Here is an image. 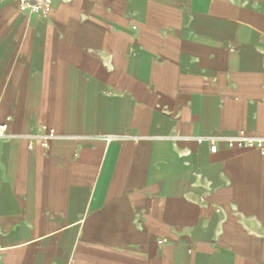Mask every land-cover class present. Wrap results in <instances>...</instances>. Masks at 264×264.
Returning <instances> with one entry per match:
<instances>
[{"label":"crops","instance_id":"0c3cea01","mask_svg":"<svg viewBox=\"0 0 264 264\" xmlns=\"http://www.w3.org/2000/svg\"><path fill=\"white\" fill-rule=\"evenodd\" d=\"M3 122L0 264H264V0H0Z\"/></svg>","mask_w":264,"mask_h":264},{"label":"built area","instance_id":"2783aa9c","mask_svg":"<svg viewBox=\"0 0 264 264\" xmlns=\"http://www.w3.org/2000/svg\"><path fill=\"white\" fill-rule=\"evenodd\" d=\"M56 0H19V7L21 11L27 14H35L40 17H48ZM8 122L0 123V138L5 137L8 132ZM53 130L49 132L42 144L47 145V138L53 137ZM201 142L202 137L198 138ZM229 147L252 149L260 152L264 155V137L262 136H250L244 131H240L238 134L227 138ZM215 148V147H213Z\"/></svg>","mask_w":264,"mask_h":264}]
</instances>
